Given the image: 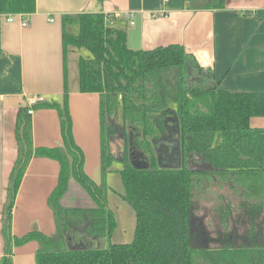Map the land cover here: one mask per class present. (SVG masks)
Segmentation results:
<instances>
[{"label": "trees", "instance_id": "16d2710c", "mask_svg": "<svg viewBox=\"0 0 264 264\" xmlns=\"http://www.w3.org/2000/svg\"><path fill=\"white\" fill-rule=\"evenodd\" d=\"M184 1L192 10L226 4V0ZM36 8L37 0H0V14H27ZM106 17L100 12L62 17L63 102L27 103L17 112L18 154L2 210L0 264H13L14 247L33 239L40 241L36 264H264V128L250 125L253 116H264V92L220 89L214 69L199 62L183 44L130 48L127 30L108 26ZM70 24L79 25L78 34L69 31ZM71 46L93 54L80 58L79 82L80 91L100 93V184L86 173L85 152L72 131L67 65ZM47 107L58 112L63 146H34L29 110ZM112 118H122L119 129ZM118 131L124 134L121 169L113 167L115 157L109 150V138ZM163 146L173 148L174 162ZM134 151L145 164H132ZM192 154L210 168L189 165ZM34 156L55 159L61 168L48 198L56 221V233L50 237L36 231L15 236L12 231L16 196ZM117 170L124 184L121 197L137 218L134 239L119 244L111 242L117 220L106 182L107 174ZM71 178L86 189L95 207L61 203ZM79 230L108 243L96 248L80 239L76 245L72 236Z\"/></svg>", "mask_w": 264, "mask_h": 264}, {"label": "crops", "instance_id": "0c3cea01", "mask_svg": "<svg viewBox=\"0 0 264 264\" xmlns=\"http://www.w3.org/2000/svg\"><path fill=\"white\" fill-rule=\"evenodd\" d=\"M81 12L104 13L108 26L124 28L127 32L135 25L136 16L140 13L142 49L170 43L183 44L199 62L214 69L220 89L264 92V0H226L223 8L198 10L190 9L184 0H37L36 11L24 14L29 19L26 27L22 26L21 16L8 21L7 14H0V47L6 52L0 55V260L4 254L2 210L18 154L16 115L30 97L43 96L45 100L63 102L65 66L62 17ZM68 29L79 33L78 24H70ZM69 48L68 100L73 117L72 131L77 144L85 152L86 173L100 184V93L80 91L79 82L80 58L89 59L93 54L85 47ZM204 59L209 63H205ZM32 118L35 147L64 145L60 117L55 108L36 109L32 112ZM250 125L252 128H264V116H253ZM111 146L118 147L119 155H114ZM109 150L115 157L113 167L121 169L125 155L123 133L109 138ZM189 165L198 169L210 168L203 158L194 154L189 157ZM60 170L59 162L50 157L34 156L31 159L13 210L12 231L15 236L33 231L47 237L55 235L56 221L48 198L56 187ZM113 172L106 176L109 206L117 220L111 242L129 243L135 237L136 224L135 227L127 226L119 217V200L128 202L122 199V192L117 194L109 184V175ZM69 185L61 199L64 206H96L76 179L71 178ZM80 239L91 242L96 248L105 247L108 243L106 238L83 236L82 230L73 234L72 242L78 245ZM39 247L40 241L37 239L17 245L13 249V264H36L35 254Z\"/></svg>", "mask_w": 264, "mask_h": 264}, {"label": "rangeland", "instance_id": "374dc122", "mask_svg": "<svg viewBox=\"0 0 264 264\" xmlns=\"http://www.w3.org/2000/svg\"><path fill=\"white\" fill-rule=\"evenodd\" d=\"M111 122L114 123L115 128H117V129H119L123 123L122 118H119V119L118 118H116V119L112 118ZM116 133L120 134L122 132L118 131ZM220 136H221V134H219L217 136V139H219ZM116 140H117V138H116ZM116 140L114 142H116ZM111 148H112V146H111ZM112 150H113L114 155H116V156L119 155L118 147L112 148ZM164 150L166 152L167 157L169 158V161L171 163L174 162L175 160L172 159V156L175 155L173 148H170V147L165 148L164 147ZM117 162H119V161H117ZM109 184H111V186L117 191V194H118V192H120V193L124 192V184H122V182H121V173L119 170H117V171H115L109 175ZM119 201H120L119 209L121 212L119 217L123 218V219L121 218V220H123V223L124 224L126 223L127 226L135 227V224H136L135 210L133 209V207L130 204H128L124 201H121V200H119Z\"/></svg>", "mask_w": 264, "mask_h": 264}, {"label": "water", "instance_id": "95a60500", "mask_svg": "<svg viewBox=\"0 0 264 264\" xmlns=\"http://www.w3.org/2000/svg\"><path fill=\"white\" fill-rule=\"evenodd\" d=\"M142 33V15L138 13L136 16L135 25L128 31V47L133 49H142ZM159 160L161 161L162 159L160 158ZM132 164L136 165L135 162ZM168 164L169 163H164L163 166L168 167Z\"/></svg>", "mask_w": 264, "mask_h": 264}, {"label": "built area", "instance_id": "2783aa9c", "mask_svg": "<svg viewBox=\"0 0 264 264\" xmlns=\"http://www.w3.org/2000/svg\"><path fill=\"white\" fill-rule=\"evenodd\" d=\"M16 16H21L22 17V26H27L28 24H29V19H28V17L26 18L25 16L26 15H24V14H22V13H10L9 15H8V21H13L15 18H16ZM205 63H209V61L208 60H203ZM43 100H45V98L43 97V96H34V97H30L29 99H28V104L29 105H32V104H34V103H36V102H38V101H43ZM34 110L32 109V108H30V110H29V112H33Z\"/></svg>", "mask_w": 264, "mask_h": 264}, {"label": "flooded vegetation", "instance_id": "af4514ba", "mask_svg": "<svg viewBox=\"0 0 264 264\" xmlns=\"http://www.w3.org/2000/svg\"><path fill=\"white\" fill-rule=\"evenodd\" d=\"M133 162H135L137 165L138 164H145L144 161H141V159H139L138 155H136V152L132 154V163Z\"/></svg>", "mask_w": 264, "mask_h": 264}]
</instances>
